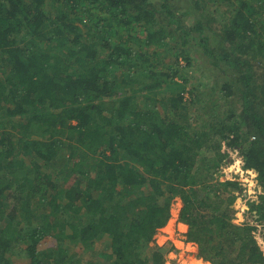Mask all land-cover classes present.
Here are the masks:
<instances>
[{"label": "trees", "instance_id": "trees-1", "mask_svg": "<svg viewBox=\"0 0 264 264\" xmlns=\"http://www.w3.org/2000/svg\"><path fill=\"white\" fill-rule=\"evenodd\" d=\"M195 47L213 68L188 77ZM194 77L192 107L232 103L197 128ZM236 152L264 189V0H0V264H165L176 197L199 257L264 264V193L239 224L221 179Z\"/></svg>", "mask_w": 264, "mask_h": 264}, {"label": "rangeland", "instance_id": "rangeland-1", "mask_svg": "<svg viewBox=\"0 0 264 264\" xmlns=\"http://www.w3.org/2000/svg\"><path fill=\"white\" fill-rule=\"evenodd\" d=\"M83 18L86 19V17H83ZM185 18H186L185 22L188 23V24L191 23L194 20L193 16H189V17L186 16ZM216 24H218V23H216ZM136 30H138L141 35H142V33H144L139 28H137ZM193 45H194V43H193ZM190 50H191V53L194 54L193 63H195V65L190 66L188 68V70H187L188 71V77H191L194 74L195 71L198 74H201L203 71H207L208 68H213L211 66V64L208 62L207 57L203 55L202 51H200L201 54H199L197 52V48L196 47L193 48V50L192 49H190ZM134 51H136L135 55H137L138 50L135 48ZM165 53H164V55H165ZM171 57H172L171 51L167 52L166 53V59L170 60L169 58H171ZM181 61H182L181 63L183 65L186 64L183 59ZM202 69H204V70H202ZM213 70L209 71V73L214 74L215 71H213ZM198 78L199 77L191 78L190 81L186 85L187 86L186 98H187V100H188V102H189L191 107H192V105H191L190 99H191V97L193 96L194 93H191L190 90L192 89L193 86H197L198 84H200L201 81H203L202 79H198ZM175 80L178 81V82L182 81V79L178 78V77H175ZM205 82L210 85L209 87H211V85L213 84V78L212 77L209 78V79L205 78ZM203 88H206V87H203ZM201 89H202V86H201ZM210 92H211V95H207V98H204L200 102H197L193 106L194 108L192 107V110H194V112H195V115L193 116V128H197V127L201 126L203 123H208V121L210 119L219 118L221 115H223V112L227 110L228 106L232 104V103H227V100H223L221 98L222 100L218 101V103L220 104L219 108L214 111V105H215L216 102H213V100L210 99V98H211V96H218L217 93L219 94V91H217V90L211 91L210 90ZM167 93H170V91H167ZM209 102H211V103L209 104ZM203 112L205 114H203ZM191 131H194V129H192ZM237 159H241L237 152L227 157V159L224 161V164H223L224 171H225L226 175L221 176V179H226V180L229 179V178L225 177V176H229L227 174V172H226V167L229 166L231 164V162H234ZM245 178L246 179L243 180L245 186L243 187V190L241 192L242 194L239 193L240 191H238V193H237L238 194L237 201L235 202V208H236V213L235 214L236 215H235L234 221L239 223V224H242V223H244L246 221H248L250 223H256V220L254 219L255 211L251 210L250 203H251V201L260 200L259 195L264 193V189L262 188V186L259 183L258 176H257L256 179L253 178L250 175L247 176V177L245 176ZM244 193H247V196L244 197L243 196ZM239 197H241V198L239 199ZM175 199L173 200L172 210H171V212L174 211V213H176L177 209L179 208L177 203H179V205L182 206L181 199L179 197H176ZM168 230H170V231H168V233H167V230L163 231L160 228L158 230V232L156 233V235H155L154 243L155 244L156 243L160 244V243L163 242V240H166L167 237L169 236V232L173 231L172 228L168 229ZM258 240H259V243L261 244V246L264 249V237L262 236V234H258ZM107 242H109V238L106 237V243ZM50 244L51 243H50L49 238L46 237L44 239V242L41 243V248L49 246ZM104 247H107V249L105 248L104 250L111 252V249L109 248V246H106L105 240L97 242V244H96L97 250L101 251V250H103ZM70 249H71V251H74V252H77L78 250L80 252H82V249L79 248L78 246L72 245ZM77 253H74V254H76V256H77ZM172 256H174V255H172ZM191 258H192V256L190 255L189 256L190 260H189L188 264H191V262H192ZM80 259L82 261L81 264H87L86 260H89V259L92 260L94 258L90 255V253H86V254H84V257H80ZM168 259H169V261H170V259H174L175 260L174 262H172V264H185L183 262L184 260L181 259L180 255L178 257H176V258L175 257L170 258L169 256L166 255L165 264H169V263H167ZM14 260H15L16 264H28V261H26L25 258H22V256H18L17 255V256H15ZM202 262H206V260H204ZM194 264H198V263L195 262ZM200 264H202V263H200Z\"/></svg>", "mask_w": 264, "mask_h": 264}, {"label": "crops", "instance_id": "crops-1", "mask_svg": "<svg viewBox=\"0 0 264 264\" xmlns=\"http://www.w3.org/2000/svg\"><path fill=\"white\" fill-rule=\"evenodd\" d=\"M177 204H178L179 208L177 209L176 213H174V211H172V215H171V218L169 219L168 223L164 227L161 228V230H163V231L167 230V233H168V231H170L168 229L172 228L173 231L169 232V236L167 237V239L163 240V242L160 243V245H163L167 242H171L173 247L168 252L167 256H169L170 258H173V257L176 258L180 255L181 259L184 260L183 262L185 264H188V262L190 260L189 259L190 255L192 256L191 264H194L195 262L198 264H200V263L211 264L208 261L202 262V261H204V259L198 256L197 244L187 240L186 234L188 231V225L185 224L184 222L180 221L179 212H180V209L182 206H180L179 203H177ZM172 255H174V256H172ZM174 261H175L174 259H170V261L168 259L167 263L172 264V262H174Z\"/></svg>", "mask_w": 264, "mask_h": 264}, {"label": "built area", "instance_id": "built-area-1", "mask_svg": "<svg viewBox=\"0 0 264 264\" xmlns=\"http://www.w3.org/2000/svg\"><path fill=\"white\" fill-rule=\"evenodd\" d=\"M239 163V164H238ZM226 172L229 176H225L229 179H234V180H237L239 181L241 187H242V190H243V187L245 186L244 184V181L246 178L245 176H252L253 178H257L258 176V171L255 169V168H246L244 165H243V162L241 159H237L235 160L234 162H231V164L229 166L226 167ZM242 172V173H241ZM242 190H239L241 193ZM238 193V192H237ZM242 194V193H241ZM243 196H247V193H244ZM241 197H239L240 199ZM237 201V200H236ZM241 201V200H240ZM236 215V214H235ZM174 251V250H173ZM176 251V250H175ZM174 253V252H173Z\"/></svg>", "mask_w": 264, "mask_h": 264}]
</instances>
